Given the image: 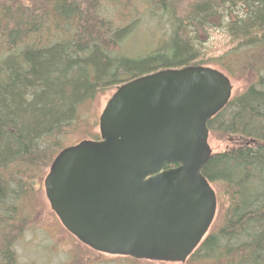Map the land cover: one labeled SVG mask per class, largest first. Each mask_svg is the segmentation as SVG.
I'll use <instances>...</instances> for the list:
<instances>
[{"label":"trees","instance_id":"trees-1","mask_svg":"<svg viewBox=\"0 0 264 264\" xmlns=\"http://www.w3.org/2000/svg\"><path fill=\"white\" fill-rule=\"evenodd\" d=\"M26 1L0 0V264H18V242L40 221L36 183L84 127L85 103L145 74L209 62L248 85L208 121L210 136L228 142L203 169L224 201L188 261L264 264V0ZM146 20L167 36L142 54L123 51ZM211 28L233 45L209 58L197 34Z\"/></svg>","mask_w":264,"mask_h":264},{"label":"water","instance_id":"water-1","mask_svg":"<svg viewBox=\"0 0 264 264\" xmlns=\"http://www.w3.org/2000/svg\"><path fill=\"white\" fill-rule=\"evenodd\" d=\"M231 95L229 76L201 64L118 85L98 117L99 137L63 147L44 177L63 227L101 253L184 262L217 212L203 174L208 121Z\"/></svg>","mask_w":264,"mask_h":264},{"label":"rangeland","instance_id":"rangeland-1","mask_svg":"<svg viewBox=\"0 0 264 264\" xmlns=\"http://www.w3.org/2000/svg\"><path fill=\"white\" fill-rule=\"evenodd\" d=\"M23 2L25 4H30L29 1L26 0H23ZM31 4L34 5V3ZM160 22L158 20H146L143 24L141 23L138 27V29H140L138 32H135L136 34H134L132 40L124 44L122 48L123 51L131 55L142 54L152 48L158 38H165L168 33V28L164 23ZM197 36L203 45V56L209 58L217 56L224 51H229L233 45L229 38H227L219 28H211L205 31L200 30ZM207 65L224 71L220 66L213 64V62H209ZM246 79L244 74L241 78L230 77L232 83V96L245 89L248 85V79ZM113 92V89L102 90L92 102L84 104L83 107L85 109H92L85 117L86 119L83 117L85 123H82V125L85 129H80V127H78L73 133L68 134L62 143L63 147L78 142L81 139L88 138L93 132L99 135L98 117L106 101ZM227 143L228 142L224 139L222 140L209 136V144L212 151L222 149ZM48 168L44 170V173L36 183L38 187L36 202L40 210L38 216V220L40 219V221L37 223V227L27 230L22 240L18 242L16 246L18 264H65L70 256L76 258V264H136L132 258H126L128 256L110 255L89 248L63 227L56 214L50 208L45 196L43 180ZM212 186L215 191L218 189L216 185L212 184ZM222 201H224V199L220 197L217 199V204ZM137 263L205 264L202 261L176 263L142 259L137 260Z\"/></svg>","mask_w":264,"mask_h":264},{"label":"flooded vegetation","instance_id":"flooded-vegetation-1","mask_svg":"<svg viewBox=\"0 0 264 264\" xmlns=\"http://www.w3.org/2000/svg\"><path fill=\"white\" fill-rule=\"evenodd\" d=\"M192 254V253H191ZM190 256V255H189ZM188 256V257H189ZM188 257H187V259L184 261V262H186V261H188ZM131 258V257H130ZM132 259H135V258H132ZM136 260H139V259H136ZM142 260H146V259H142ZM148 261H155V260H148ZM184 262H176V263H184Z\"/></svg>","mask_w":264,"mask_h":264}]
</instances>
